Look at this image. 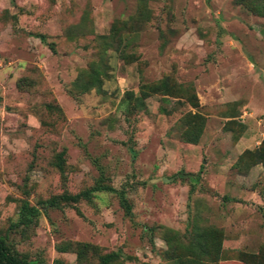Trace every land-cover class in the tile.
Returning <instances> with one entry per match:
<instances>
[{
	"label": "rangeland",
	"instance_id": "374dc122",
	"mask_svg": "<svg viewBox=\"0 0 264 264\" xmlns=\"http://www.w3.org/2000/svg\"><path fill=\"white\" fill-rule=\"evenodd\" d=\"M261 141L263 15L235 0H0V235L34 263L169 264L165 239L187 243L195 223L217 231L213 264H264L263 169L242 156ZM99 175L115 192L13 226L21 200ZM75 243L91 245L78 260Z\"/></svg>",
	"mask_w": 264,
	"mask_h": 264
},
{
	"label": "trees",
	"instance_id": "16d2710c",
	"mask_svg": "<svg viewBox=\"0 0 264 264\" xmlns=\"http://www.w3.org/2000/svg\"><path fill=\"white\" fill-rule=\"evenodd\" d=\"M237 3L244 5L251 12L264 16V0H235ZM176 90V89H175ZM161 94L176 96V91H171L170 85L164 87L161 90ZM199 124V123H198ZM200 132L199 125L193 127V132L187 135L183 140L195 141ZM247 155L249 157L248 163L245 167L253 164H259L263 169L264 176V141H261L259 146L253 150H245L242 156ZM57 168L60 170V164L57 161ZM101 174V173H100ZM94 191H114L115 189L104 182L102 175H99L94 183L85 189L79 190L75 193L62 192L57 195H53L47 199L39 201L35 205L28 204L25 200H21L18 207V217L13 226H19L20 230L33 225L36 220L39 209L47 207H56L59 204H73L79 200L90 201L92 193ZM118 193V202L123 208L125 214L130 213V206L127 203L122 190H116ZM261 195L264 196V189L261 191ZM190 239L187 243L181 244L177 239L167 238L165 239L166 249L164 251L166 258L169 260V264H213L218 254V240H212L211 235L217 231L213 228L200 229L195 223L191 226ZM76 249L75 259H79L84 252L91 247L88 243H75ZM69 246L65 245L59 247V251H66ZM119 255L117 251H110L100 255L95 264H112L116 262ZM0 264H36L34 261L28 259L25 255L17 252L11 243L6 238L0 235ZM55 264H59L55 261Z\"/></svg>",
	"mask_w": 264,
	"mask_h": 264
}]
</instances>
